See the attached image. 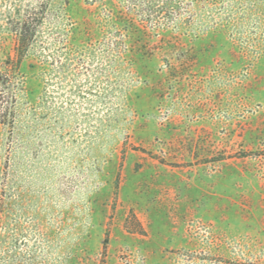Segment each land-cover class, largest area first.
<instances>
[{"label": "rangeland", "instance_id": "obj_1", "mask_svg": "<svg viewBox=\"0 0 264 264\" xmlns=\"http://www.w3.org/2000/svg\"><path fill=\"white\" fill-rule=\"evenodd\" d=\"M41 2L0 0V264H264V0Z\"/></svg>", "mask_w": 264, "mask_h": 264}, {"label": "trees", "instance_id": "obj_2", "mask_svg": "<svg viewBox=\"0 0 264 264\" xmlns=\"http://www.w3.org/2000/svg\"><path fill=\"white\" fill-rule=\"evenodd\" d=\"M49 0H42L40 5H46ZM66 4L69 3L70 0H63ZM34 9V8H33ZM34 11V12H33ZM33 11H29L21 17L19 20H15L11 23V30L16 35V40L18 42L17 44V56L23 55L25 50L29 47L31 41L36 37L37 35V27L39 25L41 15L36 9ZM3 77V75L6 78V81L9 82V78L11 77L12 73L7 72L4 73L0 72ZM7 112V109L4 111V113ZM1 216H0V261H1V240H2V233H1ZM138 232L144 233V229L141 225H139ZM107 242V238L105 239Z\"/></svg>", "mask_w": 264, "mask_h": 264}]
</instances>
